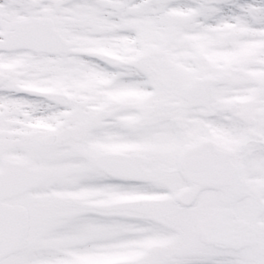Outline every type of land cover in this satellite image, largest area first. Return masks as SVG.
<instances>
[{"label": "snow or ice", "instance_id": "snow-or-ice-1", "mask_svg": "<svg viewBox=\"0 0 264 264\" xmlns=\"http://www.w3.org/2000/svg\"><path fill=\"white\" fill-rule=\"evenodd\" d=\"M0 264H264V0H0Z\"/></svg>", "mask_w": 264, "mask_h": 264}]
</instances>
